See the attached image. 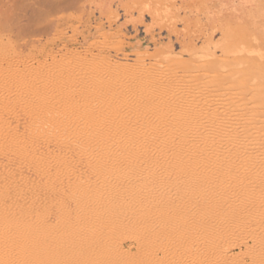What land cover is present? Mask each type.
<instances>
[{"label": "rangeland", "instance_id": "rangeland-1", "mask_svg": "<svg viewBox=\"0 0 264 264\" xmlns=\"http://www.w3.org/2000/svg\"><path fill=\"white\" fill-rule=\"evenodd\" d=\"M223 38L234 63L190 77L181 62L222 59ZM260 48L264 0H0V264H264ZM113 152H130L115 179Z\"/></svg>", "mask_w": 264, "mask_h": 264}, {"label": "bare ground", "instance_id": "bare-ground-1", "mask_svg": "<svg viewBox=\"0 0 264 264\" xmlns=\"http://www.w3.org/2000/svg\"><path fill=\"white\" fill-rule=\"evenodd\" d=\"M246 28V26L243 24L242 26H240L239 27V29H237V31H238V33H237V39L238 40H245L246 38L247 39H250L251 40V37H249V35H248V32H247V30L245 29ZM236 31V32H237ZM189 37V36H188ZM254 39H252L253 41H257L258 40V37H253ZM233 40V38H231V39H229V38H223V43H222V46H219L220 47V50H221V52L223 53V58L222 59H218V58H214L213 57V55H212V53H208V54H206V53H192L191 54V59H190V61L187 63V62H181V64H182V67H183V69L184 70H186L189 74H190V77H194V76H196L197 74H195L194 73V71L195 72H200V71H202V70H205V69H208V68H213V69H216L217 70V72L218 73H220V74H223V69L225 68V67H227V66H231L234 62V59H236V56L235 55H231L232 53H234L235 52V50H233V48L232 47H229V46H227V43H229V42H231ZM256 43H258V41L256 42ZM225 46H226V48H225ZM223 48H225V49H223ZM261 49V48H260ZM263 50H264V48H262ZM261 49V50H262ZM251 52V51H250ZM259 53V52H258ZM196 54V55H195ZM257 55V54H256ZM79 58V57H78ZM158 62V61H157ZM60 66V65H59ZM189 70H193L192 72H189ZM40 71V70H39ZM117 75V74H116ZM242 75V74H241ZM158 77V76H157ZM246 77V76H245ZM237 78V77H236ZM138 80V79H137ZM147 80V79H146ZM241 80V79H240ZM129 81V80H128ZM148 81V80H147ZM220 81H222V80H220ZM219 81V82H220ZM247 81V80H246ZM145 83H146V81H144ZM237 82V81H236ZM145 83H143V85L145 84ZM149 83V82H148ZM147 83V84H148ZM146 84V85H147ZM191 84V83H190ZM218 84H220V83H218ZM232 84V83H231ZM230 84V85H231ZM239 84V83H238ZM94 85V84H93ZM142 85V84H141ZM189 85V84H188ZM252 85V84H251ZM259 85L261 86V89H262V86L264 85V78L263 79H261L260 81H259ZM149 86H150V84H149ZM152 86V85H151ZM249 86V85H248ZM250 87V86H249ZM253 87V86H252ZM88 88V87H87ZM152 88V87H151ZM243 88V87H242ZM141 89H143V88H141ZM239 89V88H238ZM250 89V88H249ZM140 90V89H139ZM152 90V89H151ZM142 91V90H141ZM140 91V92H141ZM154 91V90H153ZM156 91H157V89H156ZM184 91V90H183ZM216 91V90H215ZM231 91H233V90H231ZM73 92V91H72ZM143 92V91H142ZM151 92V91H150ZM191 92V91H190ZM86 93V92H85ZM155 93V92H154ZM163 93V92H162ZM189 93V92H188ZM230 93V92H229ZM92 94V93H91ZM139 94V93H138ZM145 94V93H144ZM169 94V93H168ZM171 94V93H170ZM231 94V93H230ZM230 94H228V95H230ZM234 94V93H233ZM128 95V94H127ZM151 95V94H150ZM158 95H160V94H158ZM188 95V94H187ZM187 95H185V96H187ZM219 95V94H218ZM226 95V94H225ZM227 95V96H228ZM243 95H245V94H243ZM72 96V95H71ZM161 96V95H160ZM233 96V95H232ZM53 97V96H52ZM143 97V96H142ZM204 97H205V95H204ZM261 97V96H260ZM124 98V97H123ZM129 98H130V96H129ZM160 98V97H159ZM167 98V97H166ZM165 98V99H166ZM170 98H172V96L170 97ZM187 98V97H186ZM207 98V97H206ZM66 99V98H65ZM120 99V98H119ZM147 99V98H146ZM149 99H151V98H149ZM192 99V98H191ZM238 99V98H237ZM236 99V100H237ZM257 99V98H256ZM126 100V99H125ZM142 100H144V99H142ZM158 100V99H157ZM167 100V99H166ZM165 100V101H166ZM187 100V99H186ZM207 100H210V99H207ZM222 100V99H221ZM105 101V100H104ZM107 101V100H106ZM105 101V102H106ZM136 101V100H135ZM154 101V100H153ZM164 101V100H163ZM164 101V102H165ZM174 101H176V100H174ZM174 101H173V103H174ZM190 101V100H189ZM199 101V100H198ZM201 101V100H200ZM211 101H212V99H211ZM257 101V100H256ZM133 102H134V99H133ZM141 102V101H140ZM145 102V101H144ZM50 103V102H49ZM160 104H161V102H159ZM197 103V102H196ZM212 103V102H211ZM106 103H104V105H105ZM126 104V103H125ZM152 104V103H151ZM167 104H168V102H167ZM241 104V103H240ZM158 105V104H157ZM191 105V104H190ZM209 105V104H208ZM223 105V104H222ZM231 105V104H230ZM76 106V105H75ZM133 106V105H132ZM147 106V105H146ZM152 106V105H151ZM168 106V105H167ZM187 106H189V105H187ZM197 106V105H196ZM212 106V105H211ZM242 106V105H241ZM82 108H84V107H82ZM86 108V107H85ZM100 108V107H99ZM136 108V107H135ZM148 108H149V106H148ZM173 108H175V107H173ZM195 108V107H194ZM249 108V107H248ZM150 109V108H149ZM153 109V108H152ZM151 109V110H152ZM166 109V108H165ZM171 109V108H170ZM179 109V108H178ZM210 109V108H209ZM227 109V108H226ZM239 109V108H238ZM243 109V108H242ZM140 110V109H139ZM240 110V109H239ZM245 110V109H244ZM137 111V110H136ZM230 111V110H229ZM238 111V110H237ZM167 112H169V111H167ZM177 112H179V111H177ZM190 112V111H189ZM207 112V111H206ZM227 112V111H226ZM225 112V113H226ZM245 112H246V110H245ZM132 113H133V111H132ZM194 113V112H193ZM224 113V114H225ZM243 111H240V115H243ZM246 113H248V112H246ZM129 114V113H128ZM138 114V113H137ZM169 114V113H168ZM256 114V113H255ZM130 115V114H129ZM181 115V114H180ZM231 115V114H230ZM236 115V114H235ZM256 115H258V114H256ZM256 115H255V117H256ZM263 115V113L261 114V116ZM222 116V115H221ZM252 116V115H251ZM254 116V115H253ZM260 116V115H259ZM39 117V116H38ZM127 117V116H126ZM132 117V116H131ZM232 117V116H231ZM243 117V116H242ZM234 118V117H233ZM258 118V117H257ZM145 119V118H144ZM143 119V120H144ZM181 119V118H180ZM239 119V118H238ZM245 119V118H244ZM260 119V118H259ZM262 119V118H261ZM126 120H128V119H126ZM177 120V119H176ZM182 120V119H181ZM208 120V119H207ZM210 120V119H209ZM221 120V119H220ZM258 120V119H257ZM131 121V120H130ZM145 121V120H144ZM159 121H160V119H159ZM168 121V120H167ZM173 121V120H172ZM206 121V120H205ZM230 121H232V120H230ZM259 121V120H258ZM257 121V122H258ZM262 121V120H261ZM148 122V121H147ZM181 122V121H180ZM235 122V121H234ZM238 122V121H237ZM236 122V123H237ZM141 122H139V124H140ZM194 123V122H193ZM192 123V124H193ZM215 123V122H214ZM255 123V122H254ZM260 123V122H259ZM261 123H263V122H261ZM21 124V123H20ZM115 124V123H114ZM138 124V125H139ZM150 124V123H149ZM165 124V123H164ZM174 124V123H173ZM207 124V123H206ZM226 124V123H225ZM233 124V123H232ZM246 124H247V122H246ZM127 125V124H126ZM141 125V124H140ZM167 125V124H166ZM181 125H182V122H181ZM205 125V124H204ZM215 125V124H214ZM214 125H211V126H214ZM229 125V124H228ZM130 126V125H129ZM188 126V125H187ZM206 126V125H205ZM128 127V126H127ZM140 127V126H139ZM145 127V126H144ZM171 127V126H170ZM195 127H197V126H195ZM240 127V126H239ZM126 128V127H125ZM133 128H134V126H133ZM148 128H150V127H148ZM158 128V127H157ZM179 128H180V126H179ZM178 128V129H179ZM182 128H183V126H182ZM206 128V127H205ZM217 129H218V127H216ZM137 129V128H136ZM147 129V128H146ZM166 129V128H165ZM181 129V128H180ZM179 129V130H180ZM185 130H186V128H184ZM207 129V128H206ZM221 129H223V128H221ZM227 129H228V126H227ZM230 129V128H229ZM264 129V128H263ZM139 130V129H138ZM149 130V129H148ZM170 130V129H169ZM144 131V130H143ZM211 131V130H210ZM215 131V130H214ZM218 131V130H217ZM117 132V131H116ZM129 132V131H128ZM166 132V131H165ZM169 132H171V131H169ZM197 132V131H196ZM228 132V131H227ZM226 132V133H227ZM88 133V132H87ZM120 133V132H119ZM138 133V132H137ZM193 133V132H192ZM209 133V132H208ZM220 133V132H219ZM229 133V132H228ZM126 134V133H125ZM129 134V133H128ZM144 134H145V132H144ZM169 134H171V133H169ZM194 134H195V132H194ZM215 134H216V131H215ZM120 135V134H119ZM138 135V134H137ZM212 135H214V134H212ZM218 135H220V134H218ZM227 135V134H226ZM253 135V134H252ZM79 136V135H78ZM121 136V135H120ZM147 136H148V134H147ZM210 136V135H209ZM215 136V135H214ZM230 136H231V134H230ZM239 136V135H238ZM251 136V135H250ZM254 136V135H253ZM34 137V136H33ZM32 137V138H33ZM141 137V136H140ZM163 137V136H162ZM191 137V136H190ZM190 137H187L188 139L190 138ZM194 137V136H193ZM192 137V138H193ZM204 137V136H203ZM207 137V136H206ZM24 138V137H23ZM30 138V137H29ZM82 138V137H81ZM100 138V137H99ZM133 138V137H132ZM148 138V137H147ZM196 138V137H195ZM235 138H236V136H235ZM119 139V138H118ZM129 136H126V137H124L123 138V140H121L123 143V146L124 145H126L128 142H129ZM144 139V138H143ZM149 139V138H148ZM166 139H167V137H166ZM200 141V145L203 143V142H206V141H203V139L204 138H202V137H200V138H198ZM198 139H196V140H198ZM208 139V138H207ZM234 139V138H233ZM252 139V138H251ZM22 140H26V139H22ZM27 140H29V139H27ZM84 140H85V138H84ZM130 140H132V139H130ZM136 140V139H135ZM138 140V139H137ZM140 140V139H139ZM138 140V141H139ZM142 140V139H141ZM190 140V139H189ZM250 140V139H249ZM253 140V139H252ZM18 141V140H17ZM73 141V140H72ZM94 141V140H93ZM92 141V142H93ZM147 141V140H146ZM150 141H152V140H150ZM164 141H166V140H164ZM179 142H180V144H182V145H187V146H190L189 144H188V142H187V140L184 138V134H183V136L181 135L180 137H179V140H178ZM255 141V140H254ZM14 142H15V139H14ZM140 142V141H139ZM138 142V143H139ZM142 142V141H141ZM194 142V141H193ZM240 142V141H239ZM244 142H246V141H243L242 143H244ZM252 142V141H251ZM258 142V141H257ZM262 141H260V143H261ZM17 143V142H16ZM98 143V142H97ZM102 143V142H101ZM107 143V142H106ZM105 143V144H106ZM117 143L119 144V141H117ZM116 143V144H117ZM137 143V142H136ZM144 143V142H143ZM153 143H154V141H153ZM174 143V142H173ZM196 143V142H195ZM241 143V144H242ZM254 143V142H253ZM22 144H24V143H22ZM28 144H29V141H28ZM27 144V145H28ZM130 144V143H129ZM245 144V143H244ZM249 144V143H248ZM26 145V146H27ZM142 145V144H141ZM164 145V144H163ZM251 145V144H250ZM20 146V144L18 145V147ZM115 146V145H114ZM118 146V145H117ZM121 146V145H120ZM131 146V145H130ZM253 146V145H252ZM263 146V145H262ZM28 147V146H27ZM91 147V146H90ZM99 147V146H98ZM103 147V146H102ZM126 147H127V145H126ZM181 147V146H180ZM183 147V146H182ZM239 147H241V145H239ZM248 147V146H247ZM24 148V147H23ZM30 148L31 147H29V150H30ZM131 148V147H130ZM184 148V147H183ZM252 148V147H251ZM261 148V147H260ZM259 148V149H260ZM28 149V148H27ZM98 149V148H97ZM106 149H107V147H106ZM111 149V148H110ZM122 149V148H121ZM149 149V148H148ZM231 149V148H230ZM238 149V148H237ZM253 149V148H252ZM255 149V148H254ZM26 150V149H25ZM103 150V149H102ZM132 150H134V149H132ZM140 150V149H139ZM204 150V149H203ZM213 150V149H212ZM217 150V149H216ZM215 150V151H216ZM224 150V149H223ZM100 151V150H99ZM154 151V150H153ZM194 151L195 150H193V152L192 153H194ZM208 151H210V149L208 150ZM227 151V150H226ZM27 152H28V150H27ZM47 152V151H46ZM85 152V151H84ZM91 152V151H90ZM139 152V151H138ZM189 152V151H188ZM196 152V151H195ZM219 152H221V150L219 151ZM223 152V151H222ZM238 152H239V150H238ZM245 152H246V150H245ZM260 152V151H259ZM262 152H264V151H262ZM18 153V152H17ZM29 153V152H28ZM35 153V152H34ZM49 153V152H48ZM93 153V152H92ZM103 153V152H102ZM114 153V152H113ZM112 153V154H113ZM149 153V152H148ZM218 153V152H217ZM233 153V152H232ZM244 153V152H243ZM23 154L24 153H22V156H23ZM129 154H130V152H129ZM129 154L128 153H123V152H121V153H114V155L112 156V162L110 163V167H111V172H112V174H114V179L118 176V172L117 171H115V169H113V167H114V165H115V163H121V162H125V163H127L128 165H129ZM138 154H140V153H138ZM142 154H143V152H142ZM163 154V153H162ZM187 154V153H186ZM248 154V153H247ZM259 154V153H258ZM260 154H261V152H260ZM101 155V154H100ZM100 155H98V156H100ZM175 155V154H174ZM204 155V154H203ZM219 155V154H218ZM217 155V156H218ZM226 155V154H225ZM228 155V154H227ZM246 155V154H245ZM244 155V156H245ZM31 156H33V155H31ZM30 156V157H31ZM35 156V155H34ZM49 156H51V155H49ZM110 156V155H109ZM142 156V155H141ZM144 156V155H143ZM151 156V155H150ZM159 156V155H158ZM183 156V155H182ZM221 156V155H220ZM241 156V155H240ZM254 157H255V155H253ZM253 156H252V158H253ZM261 156V155H260ZM21 157V156H20ZM24 157V156H23ZM45 157V156H44ZM57 157V156H56ZM148 157V156H147ZM157 157V156H156ZM160 157V156H159ZM208 157V156H207ZM251 157V156H250ZM257 157V156H256ZM24 158H26V157H24ZM35 158V157H34ZM41 158V157H40ZM51 158V157H50ZM106 158V157H105ZM136 158V157H135ZM144 158V157H143ZM162 158V157H161ZM184 158V157H183ZM183 158H181V159H183ZM191 158V157H190ZM206 158V157H205ZM224 158H226V157H224ZM239 158V157H238ZM22 159V158H21ZM38 159V158H37ZM42 159V158H41ZM52 159H53V156H52ZM60 159V158H59ZM92 159V158H91ZM103 159V158H102ZM132 159V158H131ZM149 159H150V157H149ZM166 159V158H165ZM193 161L194 162H197V163H199V164H202V163H204V161H203V159H202V156H198V154H197V152L193 155ZM210 159V158H209ZM211 159H213V158H211ZM236 159V158H235ZM235 159H234V162H235ZM249 159H251V158H249ZM258 159V158H257ZM263 159V158H262ZM262 159H260V161L262 160ZM26 160V159H25ZM51 160V159H50ZM57 160V159H56ZM96 160V159H95ZM101 159H99V160H97V162H98V164L99 165H102V162L100 161ZM151 161H152V157H151V159H150ZM157 160V159H156ZM170 160H171V158H170ZM184 160V159H183ZM182 160V161H183ZM190 160V159H189ZM241 160H242V158H241ZM30 161V160H29ZM39 161V160H38ZM37 161V162H38ZM42 161H44L43 159H42ZM41 161V162H42ZM146 161V160H145ZM176 161V160H175ZM206 161H207V159H206ZM215 161V160H214ZM218 161H219V159H218ZM243 161V160H242ZM35 162H36V160H35ZM92 162V161H91ZM144 162V161H143ZM150 162V161H149ZM153 162V161H152ZM210 162V161H209ZM252 162V161H251ZM256 162V161H255ZM51 163V162H50ZM147 163V162H146ZM189 163V162H188ZM207 163V162H206ZM226 162H224L223 164L221 163V165L222 166H224V164H225ZM236 163H238V162H236ZM28 164V163H27ZM31 164H32V162H31ZM39 164V163H38ZM41 164V163H40ZM124 164V163H123ZM122 164V165H123ZM132 164V163H131ZM143 164V163H142ZM156 164V163H155ZM180 164V163H179ZM178 164V165H179ZM194 164V163H193ZM217 164V163H216ZM238 164H240V163H238ZM241 164H243V163H241ZM246 164V163H245ZM252 164V163H251ZM250 164V165H251ZM259 164V163H258ZM135 165V164H134ZM144 165V164H143ZM207 165V164H206ZM211 165V164H210ZM213 165V164H212ZM226 165V164H225ZM237 165V164H236ZM32 166V165H31ZM36 166V165H35ZM44 166V165H43ZM43 166H41V167H43ZM46 166V165H45ZM48 166V165H47ZM137 166V165H136ZM189 166V165H188ZM209 166V165H208ZM217 166V165H216ZM230 166V165H229ZM234 166V165H233ZM242 166H244L245 167V165H242ZM252 166H253V164H252ZM258 166V165H257ZM33 167V166H32ZM98 167V166H97ZM139 167H141V166H139ZM212 167H214V166H212ZM225 167V166H224ZM238 167V166H237ZM239 167H241L240 165H239ZM249 167V166H248ZM117 168V167H116ZM182 168V167H181ZM188 168V167H187ZM205 168V167H204ZM211 168V167H210ZM209 168V169H210ZM221 168V167H220ZM223 168V167H222ZM227 168V167H226ZM231 168V167H230ZM235 168V167H234ZM264 168V167H263ZM128 169H130V168H128ZM132 169H134V168H132ZM194 169V168H193ZM198 169V168H197ZM224 169V168H223ZM252 169V168H251ZM117 170V169H116ZM196 170V169H195ZM217 170V169H216ZM225 170V169H224ZM236 170V169H235ZM240 170V169H239ZM239 170H237V171H239ZM254 170V169H253ZM256 170V169H255ZM254 170V171H255ZM187 171V170H186ZM213 171V170H212ZM218 171V170H217ZM223 171V170H222ZM229 171H232V170H229ZM261 171V170H260ZM188 172H189V170H188ZM187 172V173H188ZM226 172V171H225ZM235 172V171H234ZM244 172V171H243ZM262 172V171H261ZM260 172V173H261ZM211 173V172H210ZM214 173V172H213ZM218 173H220V170H219V172ZM223 173H224V171H223ZM222 173V174H223ZM227 173H229V172H227ZM236 173H238V172H236ZM253 173V172H252ZM147 174V173H146ZM212 174V173H211ZM210 174V175H211ZM214 174H216V173H214ZM246 174V173H245ZM247 174H249V173H247ZM251 174V173H250ZM258 174V173H257ZM122 175V174H121ZM141 175H143V174H141ZM140 175V176H141ZM218 175V174H217ZM219 175H221V174H219ZM230 175H231V173H230ZM237 174H235V176H236ZM26 176V175H25ZM147 176V175H146ZM188 176V175H187ZM191 176H193V175H191ZM212 176V175H211ZM234 176V175H233ZM244 176V175H243ZM257 176V175H256ZM23 177V176H22ZM125 177L127 178V179H129V173H125ZM185 177V176H184ZM213 177V176H212ZM219 177V176H218ZM221 177V176H220ZM223 177V176H222ZM221 177V178H222ZM225 177H227V176H225ZM237 177V176H236ZM13 178V177H12ZM27 178H28V176H27ZM131 178V177H130ZM138 178V177H137ZM198 178V177H197ZM234 178V177H233ZM240 178V177H239ZM253 178H254V176H253ZM9 179V178H8ZM15 179V178H14ZM23 179H24V177H23ZM113 179V178H112ZM133 179V178H132ZM187 179V178H186ZM185 179V181H187ZM212 179V178H211ZM228 179V178H227ZM231 179H232V177H231ZM243 179V178H242ZM245 179V178H244ZM258 179H260V178H258ZM20 180H21V178H20ZM29 180H31V178L29 177ZM29 180H28V183H24L22 180V182L24 183L23 184V186L24 187H26V188H29V185H31V184H29ZM126 180V179H125ZM143 180V179H142ZM183 180V179H182ZM215 180V179H214ZM222 180V179H221ZM254 180V179H253ZM19 181V180H18ZM24 181H26L27 182V179L26 180H24ZM133 181H134V179H133ZM209 181V180H208ZM217 181V180H216ZM231 181V180H230ZM31 182V181H30ZM85 182V181H84ZM94 182V181H93ZM115 182V181H114ZM184 182V181H183ZM191 182V181H190ZM212 182V181H211ZM210 182V183H211ZM240 182V181H239ZM262 183H263V180L261 181ZM19 183H20V181H19ZM132 183V182H131ZM200 183V182H199ZM210 183L208 184V185H210ZM228 183V182H227ZM230 183V182H229ZM237 183H238V181H237ZM244 183V182H243ZM142 184V183H141ZM184 184H186V183H184ZM215 184V183H214ZM231 184V183H230ZM229 184V185H230ZM245 184V183H244ZM243 184V186H245ZM255 184V183H254ZM16 185V181L14 180H12V179H10L8 182H7V184H5V186H7V188L5 187V189L4 190H2L1 188V190L3 191V192H5V195L6 196H8L9 197V195H10V191H11V188L12 187H14ZM126 185H129V184H126ZM143 185V184H142ZM207 185V186H208ZM221 185H223V183L221 184ZM228 184H227V187L229 186ZM234 185H236L235 183H234ZM18 186H19V188H20V185L18 184ZM32 186V185H31ZM30 186V187H31ZM125 186V185H124ZM216 186V185H215ZM238 186H241V184L240 185H238ZM248 186V185H247ZM33 187H34V185H33ZM183 187V186H182ZM194 187V186H193ZM203 187V186H202ZM205 187V186H204ZM217 187H219V186H217ZM227 187H226V189H227ZM32 188V187H31ZM30 188V189H31ZM124 188V187H123ZM128 188V187H127ZM142 188H143V186H142ZM215 188V187H214ZM220 188V187H219ZM218 188V189H219ZM223 187H221V189H222ZM236 188V187H235ZM255 188V187H254ZM198 189V188H197ZM200 189V188H199ZM210 189H212V188H210ZM233 189V188H232ZM0 190V191H1ZM20 190H24V188L22 187ZM20 190L19 191H17L16 189H15V193H13V194H15L14 195V197H13V195H11L12 196V198L11 199H14L13 201H14V204H12L13 202L11 201H7L8 203L10 202V204H11V206L9 205H7L6 206V204L5 205H3L2 204V206H3V208L6 206V207H12V205H13V207L14 206H16V207H14V209L16 208V210L17 211H19V212H23V213H26V211L28 210V209H30V207H31V204H32V202H31V204L30 203H28V204H26V202H28V201H26V202H24L23 200H20L21 198H20V195L23 193H21L20 194ZM144 190V189H143ZM147 190V189H146ZM180 190H181V188H180ZM241 190H242V188H241ZM245 190H246V187H245ZM244 190V191H245ZM251 190V189H250ZM256 190V189H255ZM27 190H25V192H26ZM127 191V190H126ZM140 191V190H139ZM177 191H179V190H177ZM193 191V190H192ZM191 191V189H190V192H192ZM200 191V190H199ZM203 191V190H202ZM215 191V190H214ZM223 191V190H222ZM221 191V192H222ZM225 191V190H224ZM7 192V193H6ZM84 192V191H83ZM89 192V191H88ZM168 192V191H167ZM186 192V191H185ZM196 192V191H195ZM220 192V191H219ZM238 192H239V190H238ZM252 192V191H251ZM27 193H28V191H27ZM27 193H25V194H27ZM117 193H119L118 194V201H119V203H121V204H123L122 202L126 199V197H124L125 195V193H123V192H117ZM141 193V192H140ZM143 193V192H142ZM177 193V192H176ZM199 193V192H198ZM201 193V192H200ZM204 193V192H203ZM210 193H211V191H210ZM217 193V192H216ZM241 193H243V192H241ZM2 194V193H1ZM28 194H30V197H32V196H34L33 195V188L29 191V193ZM89 194V193H88ZM87 194V195H88ZM94 194V193H93ZM178 194V193H177ZM192 194V193H191ZM209 194V193H208ZM3 195V194H2ZM24 195V194H23ZM140 195V194H139ZM144 195V194H143ZM199 195V194H198ZM197 195V196H198ZM252 195V194H251ZM259 195H260V193H259ZM6 196H4L3 195V197H6ZM10 196V197H11ZM218 196H219V193H218ZM240 196H242V195H240ZM249 196V195H248ZM255 196V195H254ZM1 197V196H0ZM26 197H27V195H26ZM28 197H29V195H28ZM148 197V196H147ZM195 197V196H194ZM235 197V196H234ZM239 197V196H238ZM33 198V197H32ZM141 198L142 199H144V196H141ZM219 198V197H218ZM233 198V197H232ZM240 198V197H239ZM29 199V198H28ZM132 199V198H131ZM220 199H221V197H220ZM228 199V198H227ZM251 199V198H250ZM4 200V199H3ZM215 200H217V198H215ZM221 200H223V199H221ZM220 200V201H221ZM238 200V199H237ZM240 200V199H239ZM242 200V199H241ZM143 201V200H142ZM146 201V200H145ZM218 201V200H217ZM260 201V200H259ZM5 202V201H4ZM227 202H229V201H227ZM226 202V203H227ZM236 202V201H235ZM245 202V201H244ZM134 203V202H133ZM221 203V202H220ZM258 203V202H257ZM145 204V203H144ZM252 204H254V203H252ZM141 205V204H140ZM217 205V204H216ZM223 205H225V204H223ZM238 205V204H237ZM33 206V205H32ZM226 206H228V205H226ZM235 206V205H234ZM247 206H249V205H247ZM251 206V205H250ZM103 207V206H102ZM222 207H224V206H222ZM222 207H221V209H222ZM238 207H240V205L238 206ZM241 207H242V205H241ZM241 207H240V209H241ZM225 208V207H224ZM130 208H127V207H122V210H129ZM219 209V208H218ZM220 209V210H221ZM246 209H248V207L246 208ZM7 210V209H6ZM219 210V211H220ZM226 210V209H225ZM228 210H230L229 208H228ZM227 210V211H228ZM242 210V209H241ZM130 211V210H129ZM132 211V210H131ZM135 211V210H134ZM137 211V210H136ZM255 211V210H254ZM232 212V211H231ZM256 212V211H255ZM245 213V212H244ZM231 214V213H230ZM241 214V213H240ZM251 214V213H250ZM229 215V214H228ZM246 215H248L247 213H246ZM230 216V215H229ZM248 219V218H247ZM246 219V220H247ZM227 221L229 222V220L227 219ZM226 221V222H227ZM225 222V223H226ZM224 223V224H225Z\"/></svg>", "mask_w": 264, "mask_h": 264}]
</instances>
